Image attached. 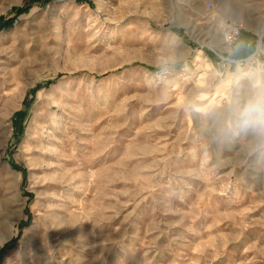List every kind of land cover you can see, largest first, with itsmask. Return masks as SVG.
<instances>
[{"label":"rangeland","instance_id":"374dc122","mask_svg":"<svg viewBox=\"0 0 264 264\" xmlns=\"http://www.w3.org/2000/svg\"><path fill=\"white\" fill-rule=\"evenodd\" d=\"M262 26L264 0H0V264H264Z\"/></svg>","mask_w":264,"mask_h":264},{"label":"clouds","instance_id":"9594fccd","mask_svg":"<svg viewBox=\"0 0 264 264\" xmlns=\"http://www.w3.org/2000/svg\"><path fill=\"white\" fill-rule=\"evenodd\" d=\"M237 126L251 129L264 142V80L253 77V92L240 110Z\"/></svg>","mask_w":264,"mask_h":264},{"label":"built area","instance_id":"2783aa9c","mask_svg":"<svg viewBox=\"0 0 264 264\" xmlns=\"http://www.w3.org/2000/svg\"><path fill=\"white\" fill-rule=\"evenodd\" d=\"M208 7L211 6V1L206 3ZM222 28H223V37L224 42L233 47L236 42L239 40V37L243 31L244 24L241 20H224L222 21Z\"/></svg>","mask_w":264,"mask_h":264},{"label":"bare ground","instance_id":"6f19581e","mask_svg":"<svg viewBox=\"0 0 264 264\" xmlns=\"http://www.w3.org/2000/svg\"><path fill=\"white\" fill-rule=\"evenodd\" d=\"M263 30H264V27L262 26V28H261V33L263 32ZM261 35V34H260ZM228 46V45H227Z\"/></svg>","mask_w":264,"mask_h":264}]
</instances>
